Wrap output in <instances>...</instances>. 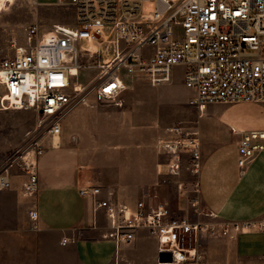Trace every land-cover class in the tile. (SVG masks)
I'll list each match as a JSON object with an SVG mask.
<instances>
[{"label":"built area","instance_id":"1","mask_svg":"<svg viewBox=\"0 0 264 264\" xmlns=\"http://www.w3.org/2000/svg\"><path fill=\"white\" fill-rule=\"evenodd\" d=\"M143 1L59 0L73 11V22L45 31L33 24L25 43L14 40L13 54L0 59V108L34 110L54 139L75 108L91 105L90 97L122 106L130 82L168 84L179 69L194 92L190 103L199 109L214 103L264 104V0H154L156 8L150 12L142 10ZM85 71L89 75L82 81ZM33 145L0 169V192L10 187L11 171L22 158L21 191L32 201L28 215L38 228V165L44 148L40 141ZM262 152L264 129L243 131L240 169ZM195 156L199 173L198 148ZM81 194L91 201L95 221L104 220L103 238L120 248L147 231L168 260L164 264H215L200 248V237L211 232L232 237L241 228L217 221L213 213L212 223L174 216L157 194L134 203L104 194L97 185L81 188ZM255 224L264 232V219Z\"/></svg>","mask_w":264,"mask_h":264},{"label":"crops","instance_id":"2","mask_svg":"<svg viewBox=\"0 0 264 264\" xmlns=\"http://www.w3.org/2000/svg\"><path fill=\"white\" fill-rule=\"evenodd\" d=\"M175 81L176 77L164 86H137L129 96L132 106L128 109L87 105L67 116L60 141L57 145L48 142L39 158L38 229L26 227L32 201L21 188L12 193L18 214L6 219L0 192V224L7 226L0 230V264H120V256L130 264L135 260L129 248L147 243L151 252L145 264H156L155 237L146 238L141 232L135 241L120 248L102 237L104 220L95 221L91 201L81 194V188L101 186L104 194L112 192L120 201L136 202L129 201L130 195L148 192L161 176L163 164L154 153L153 139L159 135V126L168 115L192 120L193 113L196 123L187 127L195 130L202 153L200 198L217 221L241 225L232 237L215 243L225 248L221 258L235 264L237 260L229 254L233 249L247 261L264 263V232L255 224L264 219V152L244 169L238 165L243 131L264 129V104L214 103L199 109L190 103L194 97L191 89L186 99L172 91ZM3 91L0 85V94ZM151 93L172 94L163 114L152 115L145 109L142 97ZM5 110L12 109L0 108ZM248 221L252 224L245 225Z\"/></svg>","mask_w":264,"mask_h":264},{"label":"rangeland","instance_id":"3","mask_svg":"<svg viewBox=\"0 0 264 264\" xmlns=\"http://www.w3.org/2000/svg\"><path fill=\"white\" fill-rule=\"evenodd\" d=\"M58 1L59 0H16L14 5L9 6V10L2 12L0 15V59L4 56L13 54L14 40L17 44L25 43L26 32L33 24L39 25V29L45 31L55 24L72 23L73 11L70 7L59 4ZM155 8L156 1H143L142 10L144 12L153 11ZM182 71V69L177 70L176 81L172 86V91H175L179 97L186 99L187 94L191 93V90L187 88L182 81ZM88 75L89 72L85 71L80 79L82 81H87ZM130 84L133 86L126 91L124 103L122 106H119L120 109L130 108V106H132L129 98L131 92H135L137 86L148 84V82L138 80L132 81ZM136 95H140V92ZM171 97L172 94L170 93H151L142 97V103L145 104V109L150 111L152 115L159 111H162L163 114L165 104L172 99ZM90 103V106L98 105L105 108L115 107L107 103L97 102L93 97H90ZM233 107L234 106L231 108ZM167 117L166 122L162 121L164 125L159 126L158 137H153L154 153L158 155L160 162L163 164L161 176L151 190L142 194L130 195L129 201H135L147 196L152 197V195L157 194L163 202L169 205L170 211L174 216L183 218L188 217L192 221L202 220L210 223L216 222L211 216L209 209L203 204L198 190L197 163L199 160L195 156V148L200 150V146L199 144L196 145L193 141L197 136L194 133L195 130L187 127V124L195 125L197 116L193 113L191 115L192 120H187L185 117L180 118L179 116L176 118L174 115H168ZM46 124L47 122H42L38 113L32 109L0 111V169L11 159L21 156L27 149H33L35 147L33 144L36 141H40L43 148L48 142H52L53 138L46 133ZM167 127L168 129H166ZM130 128L131 130H135L131 126ZM174 128H180V130H175ZM196 142L198 141L196 140ZM200 154H202L201 150ZM200 159H202V155ZM21 161L22 158H19L17 160V165H15V168L11 171L12 183L10 187L1 193L2 200L4 201V209L2 211L4 219L16 216V213L18 214L12 202V193L14 189L22 188L24 177L21 175L22 171L18 169ZM26 227L34 231L38 229L35 228V223L31 220L30 224H27ZM4 228H7V226L0 224V230ZM143 236L150 238L147 231H143ZM224 239L227 238L214 236L212 232L203 234L200 237V248L205 251L206 257L215 264H229L227 263L229 260L221 258L226 254L225 248L215 245V243ZM145 240L149 241L148 239ZM145 245L146 246H132L129 248L135 260L134 263L130 262V264H145L146 256L151 252L150 244L147 243ZM231 250L232 251L230 253L228 251V253L230 254V259L232 257V259L237 260L235 264H260V262L254 263L247 261L235 250ZM227 258L228 257H226V259ZM121 259L122 257L120 256V264L128 263L126 260L121 261ZM161 262L157 257L156 264H160Z\"/></svg>","mask_w":264,"mask_h":264},{"label":"bare ground","instance_id":"4","mask_svg":"<svg viewBox=\"0 0 264 264\" xmlns=\"http://www.w3.org/2000/svg\"><path fill=\"white\" fill-rule=\"evenodd\" d=\"M16 2V0H0V15L2 14V12H4L5 10H9V6L14 5ZM60 141V137H55L53 139V144L57 145L58 142ZM160 264H164V263H160Z\"/></svg>","mask_w":264,"mask_h":264},{"label":"water","instance_id":"5","mask_svg":"<svg viewBox=\"0 0 264 264\" xmlns=\"http://www.w3.org/2000/svg\"><path fill=\"white\" fill-rule=\"evenodd\" d=\"M159 256H160L161 261H168V260H166V259H163L162 254H160ZM169 261H170V260H169Z\"/></svg>","mask_w":264,"mask_h":264}]
</instances>
